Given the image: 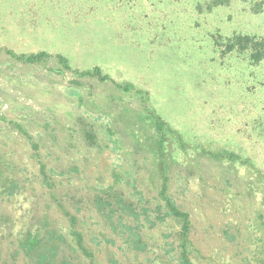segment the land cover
Returning a JSON list of instances; mask_svg holds the SVG:
<instances>
[{"label":"rangeland","instance_id":"rangeland-1","mask_svg":"<svg viewBox=\"0 0 264 264\" xmlns=\"http://www.w3.org/2000/svg\"><path fill=\"white\" fill-rule=\"evenodd\" d=\"M207 2L0 0V167L30 181L17 206L0 193V220L28 207L66 226L62 203L97 264H178L170 226L136 256L90 202L110 190L139 211L164 176L194 264H264V71L248 79L235 54L221 59V36H264V16ZM156 118L169 129L163 172L147 148ZM9 246L0 236L2 264H24Z\"/></svg>","mask_w":264,"mask_h":264},{"label":"trees","instance_id":"trees-1","mask_svg":"<svg viewBox=\"0 0 264 264\" xmlns=\"http://www.w3.org/2000/svg\"><path fill=\"white\" fill-rule=\"evenodd\" d=\"M231 2L232 0H208L205 8L207 10L219 7L230 8ZM238 2L249 15L264 16V0H238ZM159 14L165 16L164 13ZM168 19L169 17L164 18V20ZM221 48V59H224L225 55L235 54L237 61L243 64L242 72L247 73L248 79L254 78L252 74L255 75L257 68L261 67L264 71V36L247 33L221 36ZM42 57H47L46 53L30 55L25 60H40ZM58 57L61 63H65L61 55ZM127 88L129 87L124 89ZM155 127L162 132L161 137L157 142L149 143L147 148L152 153L156 166L163 172L166 163L165 157L167 156V150L164 149V137L166 136L165 131L168 132L169 129L165 128L164 122L157 118ZM173 135L177 137L175 132ZM39 168L41 183L46 193H51L53 186L45 174L43 164ZM3 169L0 167V193L2 195L5 192V194L7 193L6 196H11L5 202L10 203L11 206L12 204L17 206L19 190L22 191V187L30 185V181L24 185V181L19 182L13 173L9 174L6 172L7 169L5 171ZM115 195L117 194H111L110 190L97 193L91 197L90 202L94 212L104 220L105 227L111 232L122 235L125 239L124 244L132 254L136 256L145 254V251L149 249L148 244L155 240L153 236H160V234L169 232L171 227L172 244H177L178 264H194L191 257L192 241L189 214L177 207L168 196L164 176L160 192L151 201H145L144 206L139 211L138 207L130 201H125ZM14 201L17 203L16 205ZM20 204L24 209L28 203L21 199ZM53 207L58 219H64L66 226L55 225V219L53 220L51 216L47 215L48 211L39 213L35 218L28 207L17 218L15 216L18 211L21 212V209L17 211L14 209L15 215L5 217V223L0 220L2 222L0 236L5 241L8 240L9 249L12 247L13 250L8 259L16 261L21 258L24 264H97L96 256L92 249L86 245L83 231L77 228V219L74 217L75 215L70 213L69 206L59 203L58 206ZM11 218L15 219L14 223L11 222ZM17 219H24L25 224L22 227L15 225ZM13 229L14 233H11ZM12 236L13 241L9 240V237L12 238ZM0 261L1 264L5 262L1 258Z\"/></svg>","mask_w":264,"mask_h":264}]
</instances>
